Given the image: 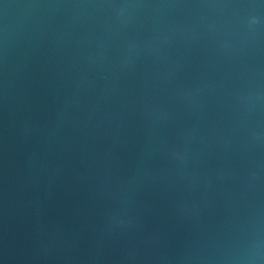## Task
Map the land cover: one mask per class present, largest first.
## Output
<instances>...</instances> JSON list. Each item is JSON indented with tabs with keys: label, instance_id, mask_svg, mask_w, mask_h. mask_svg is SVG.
<instances>
[{
	"label": "water",
	"instance_id": "water-1",
	"mask_svg": "<svg viewBox=\"0 0 264 264\" xmlns=\"http://www.w3.org/2000/svg\"><path fill=\"white\" fill-rule=\"evenodd\" d=\"M0 264H264V0H0Z\"/></svg>",
	"mask_w": 264,
	"mask_h": 264
}]
</instances>
